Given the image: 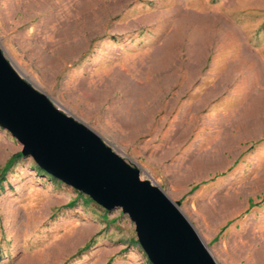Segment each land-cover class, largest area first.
Here are the masks:
<instances>
[{
    "label": "rangeland",
    "instance_id": "1",
    "mask_svg": "<svg viewBox=\"0 0 264 264\" xmlns=\"http://www.w3.org/2000/svg\"><path fill=\"white\" fill-rule=\"evenodd\" d=\"M0 47L161 187L219 264H264V0H0ZM0 127V264H151L119 208Z\"/></svg>",
    "mask_w": 264,
    "mask_h": 264
},
{
    "label": "water",
    "instance_id": "2",
    "mask_svg": "<svg viewBox=\"0 0 264 264\" xmlns=\"http://www.w3.org/2000/svg\"><path fill=\"white\" fill-rule=\"evenodd\" d=\"M0 127L47 174L134 224L151 264H219L163 189L23 77L0 47Z\"/></svg>",
    "mask_w": 264,
    "mask_h": 264
},
{
    "label": "trees",
    "instance_id": "3",
    "mask_svg": "<svg viewBox=\"0 0 264 264\" xmlns=\"http://www.w3.org/2000/svg\"><path fill=\"white\" fill-rule=\"evenodd\" d=\"M22 154H21V152H18V153H16L15 154V157L16 156H21ZM15 160V158H14V156L13 157H11L6 163H5V165L2 167V169H1V172H0V177L1 176H3L4 174H5V172L8 170V168L11 166V164L13 163V161ZM38 170L40 171V172H44L42 169H40L39 167H38ZM79 193V195H81L82 196V193L81 192H78ZM86 199H88V200H90V198L88 197V196H86L85 197Z\"/></svg>",
    "mask_w": 264,
    "mask_h": 264
}]
</instances>
